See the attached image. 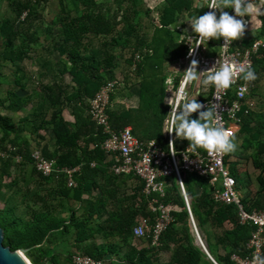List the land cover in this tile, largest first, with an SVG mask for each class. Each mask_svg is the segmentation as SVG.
Wrapping results in <instances>:
<instances>
[{
  "label": "trees",
  "instance_id": "obj_1",
  "mask_svg": "<svg viewBox=\"0 0 264 264\" xmlns=\"http://www.w3.org/2000/svg\"><path fill=\"white\" fill-rule=\"evenodd\" d=\"M6 1V10L0 12V66L13 63L19 69L10 77L5 101L0 98L6 111L3 114L0 108V147H17L9 157H0L4 244L13 250L27 249L33 264H74L75 252L101 259L103 264L109 255L120 264H215L197 244L175 175L168 178L162 198L174 220L160 243L151 245L149 239L135 237L133 228L139 218L151 215L144 184L135 175L114 172L112 156L100 147L106 134L89 112L90 100L108 81L117 79L119 91L138 87L135 104L121 102L117 107L116 93L112 94L111 124L116 130L131 126L140 139H155L168 149L164 131L168 68L186 57V22L207 12L206 3L202 8L195 0H164L159 23L154 21L149 34L141 31L137 21L144 14L139 8L143 0ZM52 1L56 14L45 24ZM262 10L261 25L252 30L247 26L232 49L242 51L256 39L264 40V5ZM220 41L210 39L206 54H217ZM126 50L130 51L127 58ZM135 53L140 54L136 64ZM27 58L37 65L34 78L20 66ZM121 59L128 69L119 73ZM252 68L256 79L248 82V98L256 107L248 109L243 102L237 148L225 158L250 211L264 209V45ZM212 90L207 88L206 97ZM29 104L22 118L12 117ZM187 146L186 139H175V149ZM35 149L55 159L58 166H79L73 174L77 186L68 185L65 173L39 172L30 155ZM17 153L23 154L20 163L14 158ZM189 173L192 176L183 177L184 184L210 253L219 264H235L233 254L250 253L247 242L253 226L239 223L236 205L216 200L217 187L209 177ZM47 185L54 187L47 189ZM167 253L169 258L164 256Z\"/></svg>",
  "mask_w": 264,
  "mask_h": 264
},
{
  "label": "built area",
  "instance_id": "obj_2",
  "mask_svg": "<svg viewBox=\"0 0 264 264\" xmlns=\"http://www.w3.org/2000/svg\"><path fill=\"white\" fill-rule=\"evenodd\" d=\"M232 12L233 10L230 9V14H232ZM245 20L248 26V24H250L249 20ZM196 35L197 34L187 31V34L183 37L188 46V53L185 58L178 61L180 65H184L182 71L169 75V77H171V84H166V103L168 98L172 95L171 90H168L169 87H171L173 91L177 88H182L189 96H196V94L200 92V88L193 91V85H197L198 83L189 85L184 84L182 81L183 71L190 66V62L193 59L198 61V71L211 68L219 56L229 62L244 63L252 67L254 57L258 55L260 47L264 45L263 39H256L249 47L241 51L232 49L233 42L227 46H221L223 44V40L221 39L219 44L220 50L217 54H206V47L200 45L189 55V50L191 48L190 43L195 46L193 40ZM133 60L134 64L138 63L140 54L135 53ZM118 83L119 81L114 79L102 85L90 100L89 112L106 134L105 139L100 143V147L112 156L114 160L112 165L114 172L118 175H135L144 184L143 192L149 199L148 208L151 215L141 216L139 218L138 223L133 228L135 237L149 239L151 245H158L160 243L162 234L174 220L170 208L162 201V198L166 195L169 184L168 178L175 175L186 202V207L190 215L191 228L196 237L197 244L211 259L215 260L207 247L192 212L191 198L186 191L183 180V173L186 171L209 177L211 185L217 187L215 191L216 200L225 204L236 205L238 208L239 223L241 225L249 224L253 226L251 236L247 242V248L250 250V253L244 257L233 254L232 260L235 264H252L254 256H263L264 209L254 208L250 211L246 208L243 202V194L238 189L237 181L231 173L230 165L226 162V154H209L207 151L193 150L189 146L182 150H177L175 149V134L168 133L167 131L168 145L170 140L174 141L172 150H170L169 147L168 149L164 148L155 139H140L133 133L131 126L116 130L111 124L108 106L111 102L112 94L118 88ZM250 88L251 86L248 82L237 78L230 89L220 91L213 88L210 97H207V99H200L199 94L197 100L201 102L205 108H207L208 105L211 106L212 103H216L217 122L236 135L242 122L240 113L244 110L243 102H245L248 109L256 107V102L248 98ZM214 96L219 97V99L217 100ZM248 109L246 111H248ZM169 111L170 105L168 112ZM16 148L15 146H9L8 149H2L0 147V157H9ZM30 155L37 170L43 175H57L62 172L67 174L68 185L70 187L77 186L73 174L80 169L79 166H58L55 159L47 158L38 149L32 151ZM14 158L17 163H20L23 159V154L17 153ZM72 262L74 264H103V260L81 252H75L72 255Z\"/></svg>",
  "mask_w": 264,
  "mask_h": 264
},
{
  "label": "clouds",
  "instance_id": "obj_3",
  "mask_svg": "<svg viewBox=\"0 0 264 264\" xmlns=\"http://www.w3.org/2000/svg\"><path fill=\"white\" fill-rule=\"evenodd\" d=\"M208 11L202 15H194L187 22L191 26L192 33L197 34L195 46L191 44L189 55L200 46H208L210 39L223 40L221 46H227L233 41L244 36L247 21L253 14L261 11L259 5H264V0H259V5L253 0H205ZM204 7V4H201ZM225 9H232L230 14ZM210 10V11H209ZM198 61L192 60L190 66L183 71L184 84L198 83L201 91L212 86L216 90H228L239 78L245 82L256 79L255 71L244 63H232L220 57L213 66L204 71L197 70ZM202 77V78H201ZM171 84V77L166 81ZM243 87V86H242ZM172 95L167 103L170 111L164 121V131L174 133L176 139H186L193 150L202 148L209 154L231 153L236 150L235 135L217 122L216 103L207 108L197 100V96H189L182 88L175 91L169 87ZM215 97V96H214ZM217 100L219 97H215ZM196 113V118H193ZM174 141H169V149H173ZM252 264H264V256H254Z\"/></svg>",
  "mask_w": 264,
  "mask_h": 264
},
{
  "label": "crops",
  "instance_id": "obj_4",
  "mask_svg": "<svg viewBox=\"0 0 264 264\" xmlns=\"http://www.w3.org/2000/svg\"><path fill=\"white\" fill-rule=\"evenodd\" d=\"M259 7H260L261 11H263L262 10V5H259ZM225 11H228L230 13V9H225ZM261 11L259 13L253 14L251 16V18L249 20L250 24L248 26L249 29H251V30L252 29H257L261 25L260 15L263 14ZM258 14H259V16H257ZM244 19H248V18L244 17ZM177 63L178 62H174L173 64H177ZM20 66H21V68H23L26 71L27 76H32L33 78L36 76V72H37V67L36 66L37 65H36L34 59L27 58L24 62L21 63ZM183 68H184V65H183ZM18 69H19L18 66L13 64V63L8 64V65L7 64H2L0 66V98H1V100L5 101V99L7 97V94H8V93H6V91L9 88H11V86H12V85H10V77H14V75L17 72ZM176 72H181V71L178 69V71H176ZM171 74H173V73H171ZM198 85L199 84H197V85L194 84L193 85L194 86L193 87V91H195L196 89L200 88L199 97L202 98V99H207V97H206L207 96V92H208L207 89H204L203 91H201V86L199 85V87H198ZM28 87H29V89L31 88V86H28ZM137 88L138 87L132 88V89H126V90H123V91H119V89H117L114 92V93H116V99H114V104L117 107H119L118 105H120L121 102H126L127 101L126 103H134V104L137 103V101H138V95H137L138 89ZM204 92H205V94H204ZM19 94L23 95L24 91H19ZM31 106H32V104H29L26 107V109H24L22 111H19V112L12 113L11 114L12 117L15 118L18 121L20 118H22L26 114V112H28L30 110ZM0 108L2 109V113L4 114L6 112L4 107H1V105H0ZM68 118L72 119V117H68ZM239 130H240V128H239ZM239 130L237 131V133L239 132ZM126 186L130 189L131 186H132V181L128 180ZM51 187H54V186L53 185H47V189H52ZM164 256H166V258H169V254L168 253L164 254ZM107 257L108 258H106V260H105L106 264H120V263H122L114 255H109Z\"/></svg>",
  "mask_w": 264,
  "mask_h": 264
},
{
  "label": "rangeland",
  "instance_id": "obj_5",
  "mask_svg": "<svg viewBox=\"0 0 264 264\" xmlns=\"http://www.w3.org/2000/svg\"><path fill=\"white\" fill-rule=\"evenodd\" d=\"M163 1L164 0H143L142 3L139 5V8L144 13L143 15H141L140 18L137 19V21L139 20L142 32L146 31L147 33L150 34V32L152 31L153 25H154V21H155V23H159L158 13H159L160 5L163 3ZM199 2H201L202 4H205V0H195L196 4H199ZM52 3H53V1H52ZM6 5H7L6 0H0V12L1 13L4 12V10H6V7H7ZM114 6L116 7V4H114ZM56 10H57L56 4L50 3L48 9H46V11H45V19H46L45 24H47V18L53 16V14H56ZM186 23H187V31L192 33L190 24L188 22H186ZM248 26H249V24H248ZM124 55L127 58L128 56H130V51L126 50ZM120 63H121L120 68L117 70L119 73H120V71L128 69V66L126 65V62L124 60L121 59ZM178 69L180 71H182L183 64L180 65L179 63H177V64L170 65V67L168 68V71H169L168 76L171 73H178V72H176V71H178ZM254 92H257V89H254ZM250 169L252 171L254 170L252 167ZM183 174H184L185 179L187 176L188 177L192 176L191 173L186 172V171H184ZM201 234H202L203 238L205 239V233L202 232Z\"/></svg>",
  "mask_w": 264,
  "mask_h": 264
},
{
  "label": "water",
  "instance_id": "obj_6",
  "mask_svg": "<svg viewBox=\"0 0 264 264\" xmlns=\"http://www.w3.org/2000/svg\"><path fill=\"white\" fill-rule=\"evenodd\" d=\"M26 252L27 249L19 248L13 250L9 245L4 244V229L0 225V264H33L27 257ZM207 256L209 257L208 254ZM211 260L218 264L216 260Z\"/></svg>",
  "mask_w": 264,
  "mask_h": 264
}]
</instances>
